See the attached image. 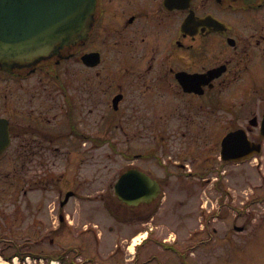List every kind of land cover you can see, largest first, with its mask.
I'll use <instances>...</instances> for the list:
<instances>
[{
  "label": "flooded vegetation",
  "instance_id": "flooded-vegetation-1",
  "mask_svg": "<svg viewBox=\"0 0 264 264\" xmlns=\"http://www.w3.org/2000/svg\"><path fill=\"white\" fill-rule=\"evenodd\" d=\"M88 22L85 39L51 58L8 69L0 65V141H6L0 152V264H124L74 261L70 249L57 251L62 246L54 239L64 232L62 209L50 228L55 238H36L43 225L32 219L29 195L56 188L63 179V172L55 175L53 160L80 151L94 156L105 145L108 155H126L121 148H127L128 136L142 140L148 132L152 149L136 158H153L156 174L135 168L158 182L160 195L125 209L152 219L165 189L180 187L190 209L184 218L201 221L199 231L207 239L194 236V242L187 233L190 243L185 244L177 233L170 234L171 243L159 249L167 259L158 264H226L219 261L223 235L217 241L215 228L210 234L211 222L219 218V198L203 204L195 190L210 183L209 173L219 174V143L231 131L243 129L260 148L235 164L258 159L252 166L263 165L264 0H93ZM85 55L97 57L98 66L83 65ZM71 61L82 69L64 70ZM246 111L247 125L241 127L236 122ZM222 113L235 123L219 141ZM211 157L218 165L210 163ZM62 198L59 192V203ZM262 201L258 197L244 205ZM44 204L48 199L41 197L36 210ZM261 213L248 214L246 221ZM137 257L136 251L126 261L138 264Z\"/></svg>",
  "mask_w": 264,
  "mask_h": 264
},
{
  "label": "rangeland",
  "instance_id": "rangeland-1",
  "mask_svg": "<svg viewBox=\"0 0 264 264\" xmlns=\"http://www.w3.org/2000/svg\"><path fill=\"white\" fill-rule=\"evenodd\" d=\"M62 68L64 70L72 69L75 72L82 69L74 61ZM243 108H248L247 101ZM247 119L248 112L246 111L240 114L236 123L241 127L245 126ZM234 123V121L230 122L228 114H219V141L226 129ZM114 143H118V141ZM153 143L154 140L150 132L146 133L142 140H134L129 135L127 148H121L126 155H108L109 150L105 145L97 150L94 156L84 155L80 151L72 157L63 156L53 160L57 162L53 167L55 175L59 176L63 172V179H67V182L60 181L56 188L48 186L46 189L33 190L30 193L29 196L33 204L32 213L35 215L32 219L39 220L43 225V230H36L40 233L36 238L43 235L55 238V235L50 232V228L52 225H56V215L61 209L57 196L59 192L63 196L60 190L66 194L69 192L67 189L71 187L70 190L74 192L75 198L70 200L66 209H62L63 213H68L72 225L65 221L62 224L64 232H61L62 234L60 233L54 240L56 245L62 246L57 251L66 253V250L70 249L69 256L74 261L75 258H78L88 262L92 259L95 262L119 263L120 261L124 264H134L133 259L126 261L131 257L129 252L133 250L130 247V251H128L127 246L131 245V239L134 236L145 233L144 231L149 229L152 231H149L148 240H145L137 249L138 264H142L146 260L151 261L148 264H158L159 261L166 260L167 255L162 254L159 249L164 248L162 245L171 243V241L165 243L163 239L168 238L170 234L173 235L174 232L177 233L178 240L187 241L185 244L190 243V240L185 237L187 233V236L190 235L193 241L195 240L194 236L197 241L202 238L207 239V235L204 236V233L199 231L203 225L201 221L192 220L189 217L184 218V214L190 210L187 205L188 198H186L185 192L176 185L165 189L164 197L166 199H162L160 208L152 220H149L146 215L138 217L129 214L131 216L129 217L123 210L124 208L118 204L113 187L119 175L126 168L137 166L145 168L152 175L156 174L153 158H143V160L136 158V153H149ZM211 143V141L208 142L209 146ZM210 159H212L210 163L218 165L214 157ZM163 160L166 161L165 156ZM257 162L258 159L253 160L252 163L245 161L240 164H223L219 160V174L209 173L210 183L205 186L199 184L197 190L194 189L197 194L201 193L203 197L201 203L203 204L209 200L216 203V199L219 198V218L211 222L210 234L215 228L217 230L215 237L219 235L217 241H222L223 235V249L220 248L223 251H219V261L226 264H264V201L251 206L244 205L254 198L264 197V157L260 169L258 166H252ZM218 176L219 187L224 188L225 194L218 193L214 189ZM193 181L195 179H192ZM41 197L48 199L47 207L44 204L42 210H36V207L40 206L36 204ZM207 206L210 207L209 203ZM253 212L262 213L254 216L252 221H246V216ZM225 213L226 215H224ZM115 217H119L117 218L119 220H116ZM251 218L253 217L251 216ZM234 225H238V227L245 225L246 227H244V231H236L232 234V230H236ZM83 227H87V229L84 230ZM68 228H71L69 233L65 231ZM34 239L35 237H32V240ZM58 239L59 242L56 243ZM207 243L218 244L214 241ZM111 253L113 254L110 255Z\"/></svg>",
  "mask_w": 264,
  "mask_h": 264
},
{
  "label": "water",
  "instance_id": "water-1",
  "mask_svg": "<svg viewBox=\"0 0 264 264\" xmlns=\"http://www.w3.org/2000/svg\"><path fill=\"white\" fill-rule=\"evenodd\" d=\"M92 8L93 0H0V65L4 69L17 63L29 65L85 38ZM82 59L87 65L95 60L91 55ZM5 143L0 141V151ZM221 146L222 158L228 161L260 150L240 130L226 135ZM114 190L128 205L150 202L160 191L155 180L138 170L122 174Z\"/></svg>",
  "mask_w": 264,
  "mask_h": 264
},
{
  "label": "bare ground",
  "instance_id": "bare-ground-1",
  "mask_svg": "<svg viewBox=\"0 0 264 264\" xmlns=\"http://www.w3.org/2000/svg\"><path fill=\"white\" fill-rule=\"evenodd\" d=\"M137 239H138V237H135V238L133 239V242H136ZM131 249H132V247H131Z\"/></svg>",
  "mask_w": 264,
  "mask_h": 264
}]
</instances>
